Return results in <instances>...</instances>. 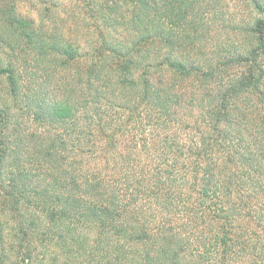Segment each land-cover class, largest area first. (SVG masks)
I'll use <instances>...</instances> for the list:
<instances>
[{
	"label": "trees",
	"instance_id": "1",
	"mask_svg": "<svg viewBox=\"0 0 264 264\" xmlns=\"http://www.w3.org/2000/svg\"><path fill=\"white\" fill-rule=\"evenodd\" d=\"M82 1L0 0V264H264L263 2Z\"/></svg>",
	"mask_w": 264,
	"mask_h": 264
},
{
	"label": "rangeland",
	"instance_id": "2",
	"mask_svg": "<svg viewBox=\"0 0 264 264\" xmlns=\"http://www.w3.org/2000/svg\"><path fill=\"white\" fill-rule=\"evenodd\" d=\"M17 12L39 21L38 9L47 6L50 9L51 24L56 29H64L65 37L75 38L80 42L88 40L91 35L85 34L87 27H92L86 13V7L82 0H11ZM264 4V0H261ZM219 6L226 9L228 13L241 17L244 22L249 19H257L258 15L253 11V6L245 0H219ZM241 11L242 14H239ZM216 34V33H215ZM108 35L116 36L111 30ZM214 35V34H213ZM88 38V39H87Z\"/></svg>",
	"mask_w": 264,
	"mask_h": 264
}]
</instances>
